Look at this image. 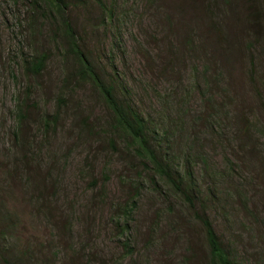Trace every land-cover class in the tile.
Instances as JSON below:
<instances>
[{"label":"rangeland","instance_id":"rangeland-1","mask_svg":"<svg viewBox=\"0 0 264 264\" xmlns=\"http://www.w3.org/2000/svg\"><path fill=\"white\" fill-rule=\"evenodd\" d=\"M67 1L83 50L146 119L183 194L156 185L123 141L110 148L90 84L69 89L61 125L43 132L74 63L57 21L33 24L31 0H0V264L3 247L12 264H203L198 217L235 264H264V0ZM38 54L47 67L29 77ZM28 97L39 108L21 121Z\"/></svg>","mask_w":264,"mask_h":264},{"label":"trees","instance_id":"trees-1","mask_svg":"<svg viewBox=\"0 0 264 264\" xmlns=\"http://www.w3.org/2000/svg\"><path fill=\"white\" fill-rule=\"evenodd\" d=\"M31 1L35 14L39 16L37 18L33 17L32 23L37 24L36 21L38 22L39 19L44 18H48L54 21V23L57 21L60 26V45L64 48L66 56L72 60L75 67L74 72L69 74L66 79L63 80L62 88L60 89L59 96L55 103L54 112L45 113L43 118L41 117L44 129L43 132L48 134L52 127L57 128L61 125V118L68 105L69 89L73 88V86L77 88L84 83L90 84L110 113V121L108 122V133H110L108 144L110 148L117 151V140L123 141L125 143L126 151L133 153V158L143 165L142 169H149L154 172V175H152V181H154L156 185L159 186L160 182L158 181L157 183L155 179H159L162 182H165L166 186L171 188V190L178 194V196L183 194V178L174 170L171 162L167 161V163L166 159L162 158L153 147L147 130L146 119L141 114L137 113L129 104L118 99L113 84L106 79L83 50L81 40L68 16V1ZM78 1L79 0H77V2ZM47 59L48 57L45 54H38L31 59H27L24 62V70L27 76L35 78L39 77L47 67ZM31 96L29 95V97ZM29 97L21 105L22 108H20L19 111L22 117L21 121L28 119L25 113L26 110H36L39 108L35 105L37 103H32ZM249 123L250 122L247 120L244 121L241 130L244 135L247 137L249 136L248 138L252 140V124ZM87 128L89 129L88 138H95L100 135V133L95 131L96 128L94 126ZM184 178L186 179V177ZM92 184L94 188H97L96 180H93ZM135 195V193L131 194V201L125 203L127 207L122 209V215H118L120 218H123V220H126L128 216V206H130V204L135 206ZM185 195V200L189 201L190 208L194 209V200L190 198L187 193H185ZM198 218L204 225L205 240L208 247V252L203 260V264H235L231 259L229 252L222 246L210 222L207 219L201 217ZM66 222L69 223V221ZM125 225H127V223ZM3 249L6 250V253H4L6 256L5 258L3 257L4 259L2 258L3 264H12L10 257L8 256L9 252H7V248L3 247ZM15 257L16 256L13 255V259Z\"/></svg>","mask_w":264,"mask_h":264}]
</instances>
